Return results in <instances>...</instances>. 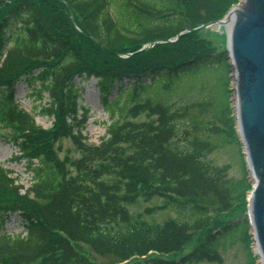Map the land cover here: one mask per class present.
I'll return each instance as SVG.
<instances>
[{
  "label": "trees",
  "instance_id": "trees-1",
  "mask_svg": "<svg viewBox=\"0 0 264 264\" xmlns=\"http://www.w3.org/2000/svg\"><path fill=\"white\" fill-rule=\"evenodd\" d=\"M238 1L0 0V129L34 175L24 192L0 164V264H224L221 249L246 240L251 182L209 158L239 135L229 51L197 28ZM22 79L53 91L51 128L19 104ZM79 80L111 111L97 144ZM15 213L26 234L6 230Z\"/></svg>",
  "mask_w": 264,
  "mask_h": 264
},
{
  "label": "rangeland",
  "instance_id": "rangeland-1",
  "mask_svg": "<svg viewBox=\"0 0 264 264\" xmlns=\"http://www.w3.org/2000/svg\"><path fill=\"white\" fill-rule=\"evenodd\" d=\"M241 1V0H240ZM238 1L237 3H240ZM236 3V4H237ZM235 4V5H236ZM203 28V27H202ZM217 28V29H216ZM201 29V28H198ZM213 31L217 30L218 27L211 28ZM187 31V30H185ZM184 31V32H185ZM182 32V33H184ZM182 33H179L176 37H171L169 39H164L165 42H172L178 39ZM221 36L213 35L212 33L205 32V36L210 38L213 41L214 45L219 46H226L227 48V29L222 28L220 31ZM198 39L202 42L203 39H200V35H198ZM153 45L150 43L149 45H145L146 47L150 48ZM147 48V49H148ZM141 49H144L143 47ZM230 72V102L232 105V116H234L235 127L237 134H239V128L237 127L238 123V116L236 115V105H235V94H234V80L233 75L234 72L232 71V66L229 69ZM80 81V80H79ZM79 85H82L84 88H80V97L78 98L79 103L82 107L89 108V114L86 120H83L85 125L84 134L87 135L88 141L94 144L99 143L101 138L106 134V128L108 124L111 122V111L108 110L104 100H102V95L100 89L90 86L86 81H80ZM37 88L29 87L27 82L23 79L16 84L15 93L17 94V99L19 104H21L25 109H27L31 114L36 115L37 122L46 127H51L54 124V117L49 116L47 114H43V110L48 108L52 103V95L53 91L50 89L42 90V96H40ZM82 89V90H81ZM119 95L118 89H115L108 97V100H114ZM126 94L121 97V105L126 101L127 104L129 103V99L126 98ZM83 109V108H82ZM80 114H83L82 110L78 111ZM11 133L8 130L0 129V164L4 165L8 170L13 172L12 176L16 177L19 180V183L24 186V192L27 188H30L33 185V178L34 175L28 169L27 161L15 159L14 156L19 153V148L13 144L11 141V137H9ZM62 146V155L67 152V150H73V145L70 139L66 138L61 142ZM213 161H215L218 165L229 164L230 167V176L235 177L236 179H246L247 181L250 180L251 171L248 168V159H246V151L244 148V144L241 141V137L237 135V139L231 141V143H226L218 150L214 151L210 157ZM251 182V181H250ZM253 184L251 182V189L248 190V194L246 197V213L249 210V199L251 191L253 190ZM156 201L153 200L152 202L143 203V207L146 205H153ZM137 210L140 208L136 207ZM172 216L173 212H163L158 211L157 216L159 218H165L167 216ZM241 216H236L235 218H240ZM234 218V219H235ZM6 230L12 234H26L25 227L21 223L20 217L17 213L10 216L6 221ZM222 258L224 259V264H261V257H259L257 253V246L254 241V237L252 235L251 225L248 228V237L246 240H237L235 244L228 245L225 249H221ZM193 264H216L215 262H193Z\"/></svg>",
  "mask_w": 264,
  "mask_h": 264
},
{
  "label": "water",
  "instance_id": "water-1",
  "mask_svg": "<svg viewBox=\"0 0 264 264\" xmlns=\"http://www.w3.org/2000/svg\"><path fill=\"white\" fill-rule=\"evenodd\" d=\"M215 25L227 29L237 127L254 186L248 214L257 253L264 264V0H241L223 19L201 27Z\"/></svg>",
  "mask_w": 264,
  "mask_h": 264
}]
</instances>
